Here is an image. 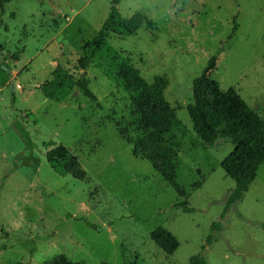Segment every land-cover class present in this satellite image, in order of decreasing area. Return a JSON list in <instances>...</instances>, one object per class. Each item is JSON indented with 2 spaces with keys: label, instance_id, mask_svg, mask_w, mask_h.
Returning a JSON list of instances; mask_svg holds the SVG:
<instances>
[{
  "label": "rangeland",
  "instance_id": "1",
  "mask_svg": "<svg viewBox=\"0 0 264 264\" xmlns=\"http://www.w3.org/2000/svg\"><path fill=\"white\" fill-rule=\"evenodd\" d=\"M112 3L12 0L0 10V264H44L58 255L74 264H189L216 222L222 228L204 252L208 264H264V164L244 200L224 214L235 182L221 163L234 146L220 139L202 148L187 112L194 82L217 57L209 76L264 120V0H121L124 18L139 12L154 28L127 40L109 34L83 72L81 48ZM125 65L176 115L165 137L179 146L183 197L138 158L143 134L132 105L139 94L119 78ZM58 66L75 79L86 73L98 104L79 90L61 103L46 98L41 87ZM50 141L79 159L84 182L51 169ZM160 227L180 244L171 256L150 238Z\"/></svg>",
  "mask_w": 264,
  "mask_h": 264
},
{
  "label": "trees",
  "instance_id": "2",
  "mask_svg": "<svg viewBox=\"0 0 264 264\" xmlns=\"http://www.w3.org/2000/svg\"><path fill=\"white\" fill-rule=\"evenodd\" d=\"M12 0H0V10ZM121 0H113L108 18L100 31L91 40L84 43L81 56L77 61L79 70L85 72L97 54L102 50L108 35L121 40L135 36L138 31L147 26L154 28L142 13H135L130 18H124L118 8ZM1 24V21H0ZM237 26H235V31ZM217 66V57H213L202 72L200 78L193 84V103L187 106V112L192 124L193 132L200 139L201 147H213L218 140H230L234 148L222 161L221 167L226 175L233 179L235 188L230 191L224 214L242 202L250 186L257 177L259 168L264 164V120L251 109L237 91L230 89L223 92L219 84L209 74ZM119 78L127 88L139 94L132 105V115L137 129L143 134L138 149L143 154L140 160L151 164L159 174L180 196L184 190L177 182L176 149L177 143L167 146L166 134L169 133L176 121V115L163 96L152 88L130 66L120 68ZM45 97L61 103L75 94L76 90L94 104H98L96 95L89 88V79L80 75L75 79L63 67L58 66L52 73L51 79L41 87ZM22 138L28 148L34 147L30 135L19 128ZM45 159L51 169L60 176H71L74 180L84 182L86 171L82 168L79 159L62 144L53 141L46 143ZM135 156V155H134ZM138 155H136L137 157ZM177 207L185 213L193 209L181 203ZM221 223L212 224L210 234L200 254L191 257L189 264H208L204 252L219 241ZM264 228V225L262 226ZM152 242L165 254L173 255L180 244L175 236L163 227L156 229L150 236ZM44 264H74L66 256L58 255ZM109 264V263H102Z\"/></svg>",
  "mask_w": 264,
  "mask_h": 264
},
{
  "label": "water",
  "instance_id": "3",
  "mask_svg": "<svg viewBox=\"0 0 264 264\" xmlns=\"http://www.w3.org/2000/svg\"><path fill=\"white\" fill-rule=\"evenodd\" d=\"M84 76H86V73H84ZM75 94H77V92H75Z\"/></svg>",
  "mask_w": 264,
  "mask_h": 264
}]
</instances>
